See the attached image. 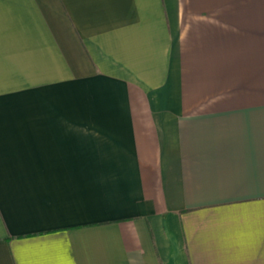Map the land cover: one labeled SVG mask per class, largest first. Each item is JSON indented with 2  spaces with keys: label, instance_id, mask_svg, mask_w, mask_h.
I'll list each match as a JSON object with an SVG mask.
<instances>
[{
  "label": "crops",
  "instance_id": "obj_1",
  "mask_svg": "<svg viewBox=\"0 0 264 264\" xmlns=\"http://www.w3.org/2000/svg\"><path fill=\"white\" fill-rule=\"evenodd\" d=\"M0 264H264V0H0Z\"/></svg>",
  "mask_w": 264,
  "mask_h": 264
}]
</instances>
